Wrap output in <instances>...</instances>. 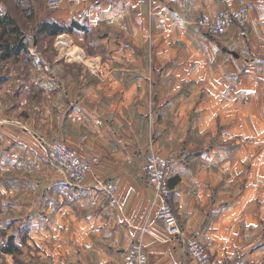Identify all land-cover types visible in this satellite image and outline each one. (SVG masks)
I'll return each instance as SVG.
<instances>
[{
    "label": "crops",
    "instance_id": "1",
    "mask_svg": "<svg viewBox=\"0 0 264 264\" xmlns=\"http://www.w3.org/2000/svg\"><path fill=\"white\" fill-rule=\"evenodd\" d=\"M245 2L254 9L244 28L211 37L195 24ZM50 20L88 25L101 46L83 62L34 54L17 91L0 90V160H25L17 174L39 177L15 202L30 239L17 264H121L135 240L148 264H194L189 235L219 260L264 264V0H63ZM54 138L98 157L83 183L43 158ZM151 149L175 158L174 240L142 177ZM104 181L117 185L114 206Z\"/></svg>",
    "mask_w": 264,
    "mask_h": 264
},
{
    "label": "built area",
    "instance_id": "2",
    "mask_svg": "<svg viewBox=\"0 0 264 264\" xmlns=\"http://www.w3.org/2000/svg\"><path fill=\"white\" fill-rule=\"evenodd\" d=\"M62 2L63 0H47L48 6L52 8L59 6ZM253 9V3L245 2L235 9L221 8L213 13L202 12L201 15L196 17L195 24L204 34L217 37L224 34L232 26L244 28L250 19L249 16ZM56 39L57 45L61 46L66 56H75L80 51L76 50L75 54L69 52L68 47L73 44V40L72 38L70 40L64 38V34L56 35ZM76 59L83 62L86 59L85 53H79ZM258 61L260 66L264 68V57ZM45 150L48 160L73 185L83 183L91 172L92 167L98 162V157L96 156L88 157V159L82 158L74 148L72 149L59 138L47 141ZM174 161V156L161 155L151 149L147 153L141 167L144 181L151 186L154 192L155 202L158 205V219L163 223L171 240L182 234L181 223L178 221L175 212H173V206L170 202L171 189L167 183ZM102 188L109 204L116 205L115 193L117 185L111 181H104ZM142 228V233L148 231L146 227ZM184 242L186 253L194 264H244L241 257L231 260H219L213 257L196 235L185 236ZM122 258L121 264H148L146 251L140 240H135L125 250Z\"/></svg>",
    "mask_w": 264,
    "mask_h": 264
},
{
    "label": "rangeland",
    "instance_id": "3",
    "mask_svg": "<svg viewBox=\"0 0 264 264\" xmlns=\"http://www.w3.org/2000/svg\"><path fill=\"white\" fill-rule=\"evenodd\" d=\"M55 8H57V6L53 8L48 6L47 0H0V18L2 16H9L12 18L20 28V38L27 44L25 51L18 55H13L6 59H1L0 57V90L5 88V84L11 83L13 92L17 91L16 76H20L21 71H26V68L35 64L36 61L35 58H33L34 54L57 52L67 59L71 58L74 60L79 56V53H83V51L88 54L91 53V55L99 53L101 37L99 33L90 27L84 34L76 31L69 34L60 33L64 34V38L68 40L72 38L73 40V44L68 47L69 52L75 54V52H77L76 50H80L77 52V56L70 57L64 54V50L60 45H57L56 35L52 37L37 33V24L39 21H49ZM198 16L199 15L196 17ZM2 42L4 41L0 40V44ZM75 61L80 62L77 59L74 60V62ZM5 92V90L1 92L0 102L2 100H4V102L6 101L4 99ZM42 156L48 162L47 157H44V153ZM5 160V163L0 160V264H17V246L20 247L23 244L28 246L27 242H29L30 239H28L29 232H26L27 223L25 221L20 222L16 219L17 215L14 213L15 202L18 198H22V196H20L21 193H23L21 188L24 186L22 185H25L28 180H38L39 177L38 175L35 176L25 172L22 173L26 175L17 174V167H20V164H25L24 166L29 169L28 163L25 160L21 163L15 161L13 165L10 163V158L8 159V157H6ZM5 166L8 168H5ZM12 167L15 170L14 173L11 171ZM52 171L56 173L53 166ZM9 241L14 246L15 251L13 254H9L10 256H6V254L1 251V247L7 245Z\"/></svg>",
    "mask_w": 264,
    "mask_h": 264
},
{
    "label": "trees",
    "instance_id": "4",
    "mask_svg": "<svg viewBox=\"0 0 264 264\" xmlns=\"http://www.w3.org/2000/svg\"><path fill=\"white\" fill-rule=\"evenodd\" d=\"M37 33L54 37V35L60 33H73L81 32L86 33L89 26L79 23L75 20H71L68 24L60 23L56 20H42L39 21ZM0 40H3L0 44L1 59L10 58V56L18 55L25 51L27 44L20 38V28L15 21L9 16H2L0 18ZM1 251L6 254H13L15 251L14 246L9 241L7 245L1 247Z\"/></svg>",
    "mask_w": 264,
    "mask_h": 264
}]
</instances>
